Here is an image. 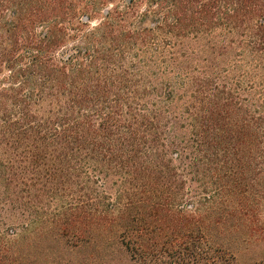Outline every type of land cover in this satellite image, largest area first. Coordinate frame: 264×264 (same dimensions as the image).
<instances>
[{"label": "trees", "instance_id": "obj_1", "mask_svg": "<svg viewBox=\"0 0 264 264\" xmlns=\"http://www.w3.org/2000/svg\"><path fill=\"white\" fill-rule=\"evenodd\" d=\"M36 242L264 264V0H0V264Z\"/></svg>", "mask_w": 264, "mask_h": 264}, {"label": "rangeland", "instance_id": "obj_2", "mask_svg": "<svg viewBox=\"0 0 264 264\" xmlns=\"http://www.w3.org/2000/svg\"><path fill=\"white\" fill-rule=\"evenodd\" d=\"M118 3V1H116V3L114 4H110L107 8H105L104 10H110L112 8H114V6ZM120 4H123V2H121ZM104 10H99V12L97 14L94 15L93 20H91L90 24L91 26H94L96 24H98L101 20H103L104 17ZM86 19V18H84ZM64 248H62L61 246H59L56 243H45V242H40L35 244L34 246V264H99L98 261H93V260H88L85 261L84 257H86V255L88 254L87 250L83 251L82 253L76 254L75 252H71V251H65L63 250ZM45 253L46 256L48 255V257H45ZM78 255V256H77ZM258 258V257H257ZM259 259V258H258ZM255 261V259L250 256H244L242 258V263L243 264H253ZM115 261L114 260H110L109 264H114Z\"/></svg>", "mask_w": 264, "mask_h": 264}]
</instances>
